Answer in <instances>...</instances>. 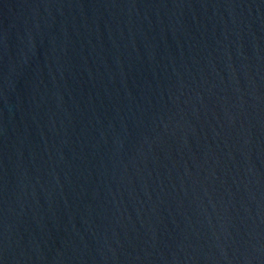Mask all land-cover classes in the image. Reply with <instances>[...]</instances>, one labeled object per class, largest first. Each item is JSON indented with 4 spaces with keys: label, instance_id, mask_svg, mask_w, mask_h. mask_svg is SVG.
<instances>
[{
    "label": "water",
    "instance_id": "water-1",
    "mask_svg": "<svg viewBox=\"0 0 264 264\" xmlns=\"http://www.w3.org/2000/svg\"><path fill=\"white\" fill-rule=\"evenodd\" d=\"M0 264H264V0H0Z\"/></svg>",
    "mask_w": 264,
    "mask_h": 264
}]
</instances>
